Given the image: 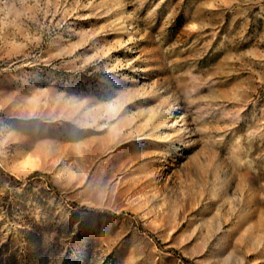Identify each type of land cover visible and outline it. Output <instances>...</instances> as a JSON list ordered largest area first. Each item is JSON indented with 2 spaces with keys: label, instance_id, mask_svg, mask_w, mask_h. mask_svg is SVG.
Returning a JSON list of instances; mask_svg holds the SVG:
<instances>
[{
  "label": "rangeland",
  "instance_id": "rangeland-1",
  "mask_svg": "<svg viewBox=\"0 0 264 264\" xmlns=\"http://www.w3.org/2000/svg\"><path fill=\"white\" fill-rule=\"evenodd\" d=\"M0 264H264V0H0Z\"/></svg>",
  "mask_w": 264,
  "mask_h": 264
},
{
  "label": "trees",
  "instance_id": "trees-1",
  "mask_svg": "<svg viewBox=\"0 0 264 264\" xmlns=\"http://www.w3.org/2000/svg\"><path fill=\"white\" fill-rule=\"evenodd\" d=\"M10 176V178L14 181V182H16V183H18V184H21L22 183V181H20L19 179H16L15 177H13V176H11V175H9ZM36 176H40V174L39 173H33V174H31L29 177H28V179H31V178H34V177H36ZM49 184H50V186H51V188H53V190H56V188L54 187V185L51 183V182H49Z\"/></svg>",
  "mask_w": 264,
  "mask_h": 264
}]
</instances>
